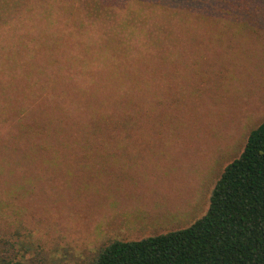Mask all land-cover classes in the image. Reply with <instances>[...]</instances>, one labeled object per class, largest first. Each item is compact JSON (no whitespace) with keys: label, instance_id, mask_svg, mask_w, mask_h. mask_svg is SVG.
<instances>
[{"label":"rangeland","instance_id":"1","mask_svg":"<svg viewBox=\"0 0 264 264\" xmlns=\"http://www.w3.org/2000/svg\"><path fill=\"white\" fill-rule=\"evenodd\" d=\"M44 1L0 0V261L89 264L114 241L177 231L204 217L223 170L264 122L262 1L208 0L200 11L239 25L168 29L171 40L159 59H136L125 45L106 41L88 48L96 50L94 66L81 70L82 77L128 80L127 88L166 92L163 105L154 98V106H131L130 121L120 108L119 120L109 124L111 136L63 137L49 141L53 148L46 153L34 137L30 165L27 156L7 146L22 126L38 121L36 116L26 121L21 111L43 103L34 80H28L41 77V50L26 48L43 44L41 32L57 27L53 21L38 23L37 8L71 2ZM101 2L111 8L122 3ZM32 18L38 20L31 23ZM58 44L55 38L44 47L64 66L50 74L53 97L63 95L70 72L80 71L70 67L63 57L68 51L62 55ZM33 55L38 62L30 61ZM53 153L67 155L58 162L64 161L61 168L44 164L42 156Z\"/></svg>","mask_w":264,"mask_h":264},{"label":"trees","instance_id":"2","mask_svg":"<svg viewBox=\"0 0 264 264\" xmlns=\"http://www.w3.org/2000/svg\"><path fill=\"white\" fill-rule=\"evenodd\" d=\"M70 1L59 2L53 10L51 7L37 8L42 17L38 23L53 21L57 27L41 32L43 44L26 48L29 53H35L36 46L41 50L42 60L37 66L41 69V77L28 80H34L43 103L34 111H21L26 121L34 116L38 121L22 126L7 146L19 150L23 157L27 156L30 165L29 153L32 151L28 147L34 137L40 138L39 151L46 153L53 148L49 141H59L63 137L88 141L100 135L111 136L109 124L119 120L120 108L130 121L127 114L133 113L131 106H154V98L158 106L163 105L162 96L166 92L149 93L142 87L127 88L128 80L115 84L107 77H82L81 70L94 66L96 50L90 53L88 48L100 41L110 42L111 46L123 44L131 50L133 57L137 55L136 59L155 60L171 40L168 29L178 28L181 24L216 28L239 25L228 17L221 20L211 11H200L213 0H120L122 3L117 8H111V3L106 6L101 0ZM261 1L264 5V0ZM121 8L122 13H119ZM37 20L32 18L31 23ZM158 20H161L160 25ZM240 27L250 29L244 25ZM55 38L61 42L60 47L58 44L61 54L68 51V56L63 57L70 67L80 71L70 72L71 78L63 79V95L53 97L50 74L54 68L64 70V66H57L53 55L45 53L44 47ZM30 61L38 62L35 55ZM67 81L69 85L65 88ZM42 157L44 164L61 168L64 161L58 162L67 155L53 153L50 158ZM0 262L4 264V261ZM89 264H264V122L247 137L238 159L223 170L204 217L177 231L141 240L114 241Z\"/></svg>","mask_w":264,"mask_h":264}]
</instances>
